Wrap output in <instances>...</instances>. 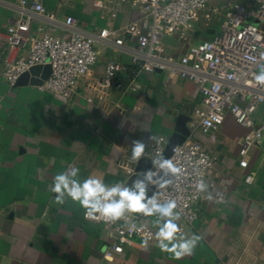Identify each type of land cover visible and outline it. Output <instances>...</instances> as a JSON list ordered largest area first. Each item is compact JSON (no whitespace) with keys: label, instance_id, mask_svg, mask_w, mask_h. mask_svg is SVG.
<instances>
[{"label":"crops","instance_id":"crops-1","mask_svg":"<svg viewBox=\"0 0 264 264\" xmlns=\"http://www.w3.org/2000/svg\"><path fill=\"white\" fill-rule=\"evenodd\" d=\"M18 2L0 0V264H264V139L249 151L247 168H240L239 142L246 129L228 114L214 132V141L199 131L186 140L203 144L214 161L205 178L207 192L196 205L197 219L184 233L201 237L193 254L175 260L156 246L131 239L123 254L103 259L111 243L108 228L86 220L84 209L70 198L55 203L56 194L50 190L55 175L76 167L81 180L95 176L107 185L125 183L136 164L131 159L133 141L146 144V156L156 140L152 137L168 139L179 115L194 122L200 94L194 83L160 70L137 73L129 66L128 54L101 44L96 45V64L69 97L36 86L10 87L2 77L4 60L13 62L26 54V49L10 50L5 40ZM42 3L53 15L43 25L59 38L67 35L68 16L84 34L119 30L137 16L127 4L112 12L94 8L97 16L92 17L89 10H78L82 0ZM40 21L31 24L27 36H40ZM218 28L219 22L210 34L204 31L206 39ZM178 35L163 42L172 56L200 43L180 51L183 39ZM114 58L128 67L124 79L135 78L144 98L114 88L102 101L95 98L105 65ZM254 121L264 124V105L257 108ZM248 174L253 176L250 184L244 181ZM209 193L212 200L206 199Z\"/></svg>","mask_w":264,"mask_h":264},{"label":"built area","instance_id":"built-area-1","mask_svg":"<svg viewBox=\"0 0 264 264\" xmlns=\"http://www.w3.org/2000/svg\"><path fill=\"white\" fill-rule=\"evenodd\" d=\"M209 1L95 0L92 6L97 10L112 12L127 4L136 10L137 16L119 30L103 28L96 34L80 32L76 19L68 16L64 21L67 35L59 38L46 31L43 25L46 20L52 21L53 15L46 13L42 0H19L17 16L8 23L5 40L10 50L26 49V54L13 62L4 60L2 77L10 87H14L29 68L50 65V77L37 88L69 97L78 82L96 64V45L124 52L128 54L129 66L137 73L149 74L160 70L168 77L196 85L200 103L193 110L194 122L189 124L191 135L199 131L214 141V132L223 123L225 114L246 129L238 149V165L246 169L249 151L261 146L264 139V124L254 121L257 108L264 105V86L258 85L254 79L260 67L264 66V59H261L264 53V0L224 3L219 8L221 23L217 34L189 46L180 56L167 53L163 43L166 38L191 31L192 23L206 9ZM35 20H41L38 27L41 34L39 37L27 36ZM127 69L116 58L108 61L95 98L102 101L111 88L144 98L142 87L135 78L124 79ZM86 101L93 102V99ZM166 141L163 136L157 137L146 154L151 161L150 170L154 173L159 169L152 162L162 156ZM168 159L182 171L178 176L168 177L171 184L165 188L154 187V194L161 202L176 201V211L181 214L178 224L185 233L197 219L196 205L204 193L197 191L196 184L200 180L206 183V175L214 161L207 148L198 141H185L176 146ZM252 180V174H248L244 181L250 184ZM86 220L102 224L110 232L111 243L102 254L105 260L123 254L124 245L131 239H141L156 246L153 238L157 230L155 217L137 213L116 223H105L103 219ZM132 224L135 228L131 227Z\"/></svg>","mask_w":264,"mask_h":264},{"label":"clouds","instance_id":"clouds-1","mask_svg":"<svg viewBox=\"0 0 264 264\" xmlns=\"http://www.w3.org/2000/svg\"><path fill=\"white\" fill-rule=\"evenodd\" d=\"M264 59V53L261 54ZM255 82L264 86V66L260 67L259 73L254 76ZM152 139H156L152 137ZM146 144L135 140L131 146V159L139 162L145 155ZM159 172L151 170L142 171L130 184L115 183L107 185L101 178L89 176L79 179V169L70 167L67 171L55 175L51 191L56 194L55 203L63 204L66 198L79 204L84 209L86 219H103L105 223H116L126 219L130 214H142L155 217L154 233L156 247L161 252L171 254L175 260H181L191 256L201 237L196 234L187 235L181 231L178 221L181 214L176 211L175 200L161 202L153 194L148 196L150 187L165 188L171 184L168 177L178 176L182 169L177 167L171 159L160 156L152 162ZM208 185L200 180L196 184L198 192H207ZM206 199L212 200L209 193ZM135 228V225H131ZM147 244V241H145Z\"/></svg>","mask_w":264,"mask_h":264},{"label":"water","instance_id":"water-1","mask_svg":"<svg viewBox=\"0 0 264 264\" xmlns=\"http://www.w3.org/2000/svg\"><path fill=\"white\" fill-rule=\"evenodd\" d=\"M254 24H257L256 21L253 22ZM51 74V67L50 65H37L29 68L28 71L23 73L17 82L15 83V87H23V86H41L44 81H46ZM191 123V118L179 115L176 118L175 125L173 128V132L168 137L164 152L162 156L165 159H168L170 155L172 154L173 149L176 146L182 145L191 135V132L188 128V125ZM151 168V161L148 157L143 156L139 162H136L133 173L128 177L126 180V184L132 183L133 180L137 178V176L142 172L146 170H150ZM154 194V187H150L148 191V196Z\"/></svg>","mask_w":264,"mask_h":264},{"label":"rangeland","instance_id":"rangeland-1","mask_svg":"<svg viewBox=\"0 0 264 264\" xmlns=\"http://www.w3.org/2000/svg\"><path fill=\"white\" fill-rule=\"evenodd\" d=\"M93 0H82V3H80L78 10L83 11V10H89L91 12L92 17L97 16L93 10L94 8H91V5L93 4ZM228 2H234L238 4L244 3V0H210L206 9L203 10L197 19L192 23L191 26V31H187L183 34H179L178 38L180 39L181 37V44L180 46V51H182V46L183 50L190 44L195 43V41L200 40L199 42L205 41L206 35L203 33L204 31H207L208 34L213 32L216 29L217 22L220 20V14L219 8L224 4ZM216 9V11H215ZM96 12V11H95ZM195 27H197L195 31ZM194 31V32H193ZM193 32V33H191ZM197 43V42H196ZM178 46V48H179ZM177 48V49H178Z\"/></svg>","mask_w":264,"mask_h":264},{"label":"trees","instance_id":"trees-1","mask_svg":"<svg viewBox=\"0 0 264 264\" xmlns=\"http://www.w3.org/2000/svg\"><path fill=\"white\" fill-rule=\"evenodd\" d=\"M219 23H221V20H220V22Z\"/></svg>","mask_w":264,"mask_h":264}]
</instances>
